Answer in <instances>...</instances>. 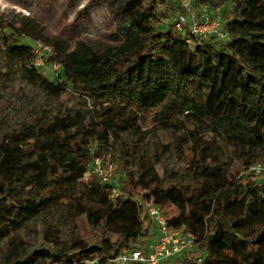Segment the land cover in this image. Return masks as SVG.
Masks as SVG:
<instances>
[{"label":"trees","instance_id":"obj_1","mask_svg":"<svg viewBox=\"0 0 264 264\" xmlns=\"http://www.w3.org/2000/svg\"><path fill=\"white\" fill-rule=\"evenodd\" d=\"M226 1L232 3L222 12L229 41L202 36L191 44L188 34L175 30L176 16L167 13H176V0L122 2L121 42L102 49L86 41L73 48L52 40L30 17L18 22L0 16V42L8 58L36 59L34 43L51 46L54 54L46 63L60 69L54 81L37 72L35 80L55 98L71 89L91 103L87 114L28 127L0 145V240L61 201L72 202L98 236L92 246L42 249L17 264H84V256L89 261L145 249L150 229L144 204L152 200L172 228L186 227L196 237L198 254L175 264H199L203 256L202 264H264V182L248 172L264 165V0ZM144 120L156 130L183 123L193 132L207 130L245 170L233 176L207 155L202 138L190 186L167 187L148 173L139 176L130 166L134 145L122 140L132 134L143 144ZM114 144L127 176L124 184L137 189L148 183L141 201L134 192L126 196L123 187L112 197L111 187L95 176L82 183L95 158L112 156Z\"/></svg>","mask_w":264,"mask_h":264},{"label":"rangeland","instance_id":"obj_2","mask_svg":"<svg viewBox=\"0 0 264 264\" xmlns=\"http://www.w3.org/2000/svg\"><path fill=\"white\" fill-rule=\"evenodd\" d=\"M124 1L0 0V16L11 20L18 18V22L21 17H30L44 28V35L52 40L67 42L73 48L79 42L86 41L102 49L121 42L118 30L124 21L121 10ZM197 4H206L211 9H221L223 12L230 10L232 3L226 0H197ZM167 13L175 16L171 10ZM36 72L51 81L56 75L52 65L46 63L39 67L35 58L22 61L8 58L0 42V145L8 143L28 127L47 126L59 116L87 114L91 109L90 100L79 97L71 89L59 98L49 95L47 89L35 80ZM153 129L152 122L144 120L142 132L148 135L143 144H138L137 137L132 134L123 136L122 141L127 147L134 145L130 166L139 176L148 173L151 175L149 179L159 180L167 187L190 186L194 181L191 167L195 166L197 160V142L202 138L208 145L207 155L229 167L233 176H241L245 170L236 155L223 143L215 141L207 130L193 132L187 123L169 131ZM111 155L118 167L117 177L123 179L121 187L126 189V196L134 192L135 200L141 201V196L148 193L145 188L148 183L137 189L125 185L127 176L119 169L120 150L116 144ZM92 180V176H85L82 183ZM257 181L264 182V176L258 177ZM27 193L31 195L32 189H28ZM174 214L173 210L169 212L170 216ZM149 223L147 219L146 227H149ZM185 225L189 226V223ZM156 235L158 229L153 223L148 241ZM97 238V232L85 221V215H81L72 202L61 201L38 216L20 222L7 237L0 240V264H17L25 255L42 249L55 252L67 251L71 247L78 249L85 243L92 246ZM197 254L195 248L189 254L171 261L173 264L177 260L183 262L185 257L193 259ZM82 262L88 264L87 256L82 258Z\"/></svg>","mask_w":264,"mask_h":264},{"label":"built area","instance_id":"obj_3","mask_svg":"<svg viewBox=\"0 0 264 264\" xmlns=\"http://www.w3.org/2000/svg\"><path fill=\"white\" fill-rule=\"evenodd\" d=\"M176 2L178 7L175 10V30L178 33L188 34L190 36L188 43L191 44L193 39H199L202 36L229 41L230 34L223 25L221 9L215 10L206 4H197V0H176ZM34 53L41 67L46 65L47 59L54 54V50L49 45L36 42ZM52 67L55 71L60 69L57 64ZM111 157L109 155L95 158L86 176L97 177L102 184L111 187L112 197H118L121 195L120 187L123 179L120 176L117 177L118 167ZM248 172L256 179L262 177L264 165H254ZM144 208L150 221V229L153 223L158 229V235L152 240L146 239L148 241L146 248L124 251L113 258L97 255L89 260L88 264H173L172 259L187 255L195 249L196 237L185 227L172 228L160 205L152 200L147 201ZM203 262L202 258L198 260L199 264Z\"/></svg>","mask_w":264,"mask_h":264}]
</instances>
